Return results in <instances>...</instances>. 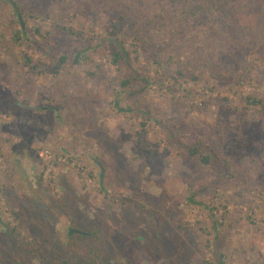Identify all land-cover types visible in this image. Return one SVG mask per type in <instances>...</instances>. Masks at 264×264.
<instances>
[{
  "label": "rangeland",
  "instance_id": "1",
  "mask_svg": "<svg viewBox=\"0 0 264 264\" xmlns=\"http://www.w3.org/2000/svg\"><path fill=\"white\" fill-rule=\"evenodd\" d=\"M14 1L0 0V264H264V111L249 105L264 101V0H218L200 81L133 39L115 63L122 7Z\"/></svg>",
  "mask_w": 264,
  "mask_h": 264
},
{
  "label": "trees",
  "instance_id": "2",
  "mask_svg": "<svg viewBox=\"0 0 264 264\" xmlns=\"http://www.w3.org/2000/svg\"><path fill=\"white\" fill-rule=\"evenodd\" d=\"M14 7H20L14 0H6ZM115 0H97L101 4H107L110 10L123 8L122 12L116 11L118 21L114 25L113 37L114 44L119 47V51L115 53L114 62L119 63L124 58H130V52L125 48V41L133 39L136 43L134 52L137 55L143 54L146 58L155 63L158 68H163L165 59L169 57L172 63H180V71L177 73V79L191 78L193 80H199L202 78V72L195 73V68H202L199 65L205 64L208 55H206V47L212 44L207 41L209 39V32L211 27L206 22L208 16L216 17V14L221 10L218 0L212 2L211 0H124L123 2H116ZM225 0H221L223 4ZM114 12V11H112ZM17 22H20L19 19ZM19 32L14 36V41H22L27 36L24 32L22 25H20ZM59 29L65 33H69L70 36L76 37L79 34L75 33L73 29L59 26ZM128 29L127 31H125ZM39 34V31H37ZM124 33V41L119 37ZM216 39H220L218 34ZM202 43V44H200ZM207 45V46H206ZM206 46V47H205ZM86 48L77 51L75 63L80 61V57ZM68 58L63 57L57 64V70L67 66ZM200 63V64H199ZM56 70V71H57ZM57 73V72H56ZM92 77L96 74L91 73ZM139 78L135 80H126L122 86L128 88L134 83H138ZM141 83H145L148 86V81L141 80ZM249 105L255 107L258 111H264V101L257 99H250ZM123 112L130 111L128 109H122ZM180 149L185 151L189 158L194 160L201 166H210L213 162L218 161V158L214 157L213 150H210L208 146H204L199 142L195 147L192 145L181 144L176 142ZM207 150H210L209 152ZM193 203L194 200H191ZM1 220V218H0ZM9 227V226H8ZM7 227V234L13 240V243L20 247L23 244L20 233L17 229L9 230ZM71 230V229H70ZM69 230V231H70ZM84 238L82 235H73V237ZM22 246V245H21ZM24 249V248H21ZM100 258V257H99ZM103 259V258H102ZM100 258V260H102ZM97 259L96 263H99ZM106 260L102 261V264H110Z\"/></svg>",
  "mask_w": 264,
  "mask_h": 264
},
{
  "label": "water",
  "instance_id": "3",
  "mask_svg": "<svg viewBox=\"0 0 264 264\" xmlns=\"http://www.w3.org/2000/svg\"><path fill=\"white\" fill-rule=\"evenodd\" d=\"M19 21H20V23H21V25H22V27H23V30L25 29V23L23 22V19L21 18V16L19 15ZM82 235V236H84V235H86L84 232H81V231H79V230H75V229H71L70 231H69V235L71 236V235Z\"/></svg>",
  "mask_w": 264,
  "mask_h": 264
},
{
  "label": "built area",
  "instance_id": "4",
  "mask_svg": "<svg viewBox=\"0 0 264 264\" xmlns=\"http://www.w3.org/2000/svg\"><path fill=\"white\" fill-rule=\"evenodd\" d=\"M45 155H46V157L49 159V151H43L42 153H41V156L42 157H45ZM61 163L63 162V163H66V158H64V157H60V160H59ZM75 165V164H74Z\"/></svg>",
  "mask_w": 264,
  "mask_h": 264
}]
</instances>
